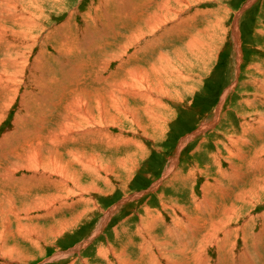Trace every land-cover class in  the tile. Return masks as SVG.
<instances>
[{"label": "rangeland", "instance_id": "1", "mask_svg": "<svg viewBox=\"0 0 264 264\" xmlns=\"http://www.w3.org/2000/svg\"><path fill=\"white\" fill-rule=\"evenodd\" d=\"M0 264H264V0H0Z\"/></svg>", "mask_w": 264, "mask_h": 264}, {"label": "bare ground", "instance_id": "2", "mask_svg": "<svg viewBox=\"0 0 264 264\" xmlns=\"http://www.w3.org/2000/svg\"><path fill=\"white\" fill-rule=\"evenodd\" d=\"M34 6V5H33ZM161 20V19H160ZM163 23V22H162ZM161 25V24H160ZM236 36H237V34H236ZM139 73V72H138ZM139 76V75H138ZM50 200V199H49ZM235 216V215H234ZM162 254V253H161ZM165 258V257H164Z\"/></svg>", "mask_w": 264, "mask_h": 264}]
</instances>
